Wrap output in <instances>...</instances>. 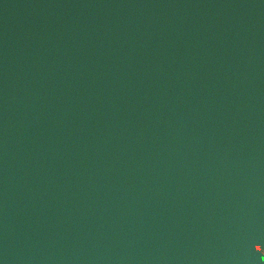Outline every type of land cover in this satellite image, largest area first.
Listing matches in <instances>:
<instances>
[{"label":"water","instance_id":"1","mask_svg":"<svg viewBox=\"0 0 264 264\" xmlns=\"http://www.w3.org/2000/svg\"><path fill=\"white\" fill-rule=\"evenodd\" d=\"M264 176V0H0V264H229Z\"/></svg>","mask_w":264,"mask_h":264}]
</instances>
